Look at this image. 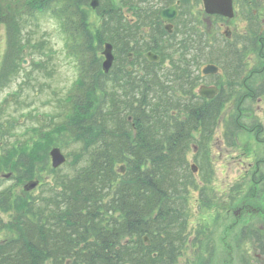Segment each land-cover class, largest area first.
Segmentation results:
<instances>
[{
  "label": "trees",
  "instance_id": "1",
  "mask_svg": "<svg viewBox=\"0 0 264 264\" xmlns=\"http://www.w3.org/2000/svg\"><path fill=\"white\" fill-rule=\"evenodd\" d=\"M100 1L98 16L90 18L88 0H23L29 9L52 13L66 38L67 54L77 61L79 77L69 95L71 111L63 128L78 141L80 160L58 178L55 189L38 196L0 186V264H177L191 246L189 235L200 232L197 226L191 232L193 211L212 200L213 193L207 195L212 191L210 148L218 125L223 126L222 140L236 145L241 127L233 115L239 107L228 117L223 114L239 94L236 78L249 90V130H262L264 138V125L254 108L264 102V29L258 0H243L245 14L237 1L247 29L225 38L218 27L207 33L190 21L178 49L165 41L149 46L160 54L157 62L146 61L140 49L134 52L133 44L140 42L139 22L149 20L156 38H175V31L168 34L159 28V7L129 0L127 4L136 6L132 22L119 8H105ZM160 1V6L174 2ZM16 3L0 0V22L7 26L0 88L16 75L21 66L16 57L26 45L19 36ZM184 5L188 2L182 1ZM179 17L176 31L181 29ZM104 41L112 43L119 61L118 69L108 73L101 69ZM135 55L145 67L139 64L131 77L125 67ZM203 58L219 66L220 73L213 76L228 86L210 99L195 92ZM37 147L33 142L29 149L26 143L6 148L2 163L12 162L19 180L32 178L40 156L35 154ZM41 157L44 170L48 153ZM118 165H123V172ZM198 175L201 181L195 180ZM194 191L198 198L192 203ZM255 244L264 254V242L258 239ZM212 254L208 251L206 262Z\"/></svg>",
  "mask_w": 264,
  "mask_h": 264
},
{
  "label": "rangeland",
  "instance_id": "2",
  "mask_svg": "<svg viewBox=\"0 0 264 264\" xmlns=\"http://www.w3.org/2000/svg\"><path fill=\"white\" fill-rule=\"evenodd\" d=\"M3 1L10 4L11 1L14 3L17 1L19 36L23 40L22 45L26 44V46L24 52L16 57V61L24 60L25 62L18 68L16 75L0 88V124L2 127L8 126L3 131L0 128V186H11L16 194L23 192L22 186L26 181H19L13 170L12 162L2 163L1 155L6 148L26 143L29 149L35 142L38 146L35 154L40 156L35 161V172L32 178L39 179L41 184L31 191L30 195L38 196L44 191L55 189L59 184L58 178L70 172L80 160L78 141L63 128V123L71 111L69 95L73 93L78 80L79 67L75 58L67 54L66 38L60 31L58 20L52 16L50 11L42 13L36 9H29L23 0ZM107 1L103 0L105 8L114 5V8H119L128 20L136 19L134 15L136 6L127 4L129 0ZM150 1L156 7H160V0ZM190 1L194 5L197 3V6L190 5L192 14H189L187 5L178 10L181 29L175 32L174 39L156 38L155 29L152 28L150 20L145 23L139 22V32L146 27L150 32L141 34L142 40L133 44L134 52L139 53L138 49L143 52L148 46L164 41L166 44L173 43L172 49H178L177 46L180 44L178 34L185 31L190 21L192 25L200 26V29L207 33L215 32L214 20H209L199 14L201 7L199 1ZM236 1H239L240 9L245 14L246 8L245 10L242 8L243 0ZM99 3H101L100 0ZM260 3L262 13L259 15L264 17V1ZM185 11H187L186 17L184 16ZM89 12L90 18L98 16L96 10H89ZM30 13H35V15ZM260 19L262 22V17ZM218 23L222 24L221 30L225 27L247 29V20L238 12L236 18L229 23L220 21ZM261 29H264V21ZM6 49L7 26L0 22V62L4 61ZM203 59L199 68L208 62L206 58ZM118 62L115 58L114 70L118 69ZM139 64L145 67V64L138 61L135 55L132 64L126 65L125 69H129L131 77L136 72L135 68H139ZM214 81L224 89L228 87L225 80H215L210 76L202 78L199 84H211ZM235 81L236 87L234 88L239 90L236 97L238 100L234 98L233 102L227 104L224 115L228 117L230 110L235 112L239 107L233 115L241 127L237 131L238 142L235 146H228L222 140L223 126L220 125L217 128L210 148V163L213 169L212 191H208L207 195L213 193L212 200L206 208L193 211L189 226L191 232L194 231L195 226L200 232L196 231L197 234L189 235L188 242L191 246L180 256L177 264H264V257L261 256L255 244L259 239L256 237H260L264 242V138L262 130L259 131L257 128L249 130L250 121H247L251 115L249 114L251 108L249 90L239 78ZM254 108L258 110L259 118L264 125V102L254 105ZM243 122L247 125L243 127L244 129L242 128ZM53 146L61 149L66 161L52 171L50 159H48L47 168L43 170L40 162L41 156H45ZM195 151L196 149L190 157ZM25 154H30V150ZM7 173H11V176H4ZM195 180L201 181V175H198ZM197 198V191L190 194V202L195 203ZM193 208L196 210L195 206ZM7 217L9 216L5 218ZM192 236H196V240ZM208 251L213 254L210 261L206 262Z\"/></svg>",
  "mask_w": 264,
  "mask_h": 264
},
{
  "label": "water",
  "instance_id": "3",
  "mask_svg": "<svg viewBox=\"0 0 264 264\" xmlns=\"http://www.w3.org/2000/svg\"><path fill=\"white\" fill-rule=\"evenodd\" d=\"M204 10L208 14H220L225 17L231 18L233 16V6L232 0H202ZM98 4L97 0H91L90 5L94 8ZM176 15L175 6L170 8L164 9L161 11V18L163 21H167L172 19ZM170 24L166 25V28L170 30ZM103 55L105 57L104 61L102 62L103 70L106 72L110 67L113 61V54H112V46L109 43L104 45ZM146 56L150 60H157L158 56L153 54L152 52H147ZM218 70L217 66L214 64H207L203 69L202 72L204 74H212L216 73ZM217 92V88L214 86H206L201 85L199 88V94L203 97H212ZM51 164L53 167H57L65 161V157L62 154L61 150L58 147H53L49 151ZM194 169V168H193ZM37 180H30L24 185L25 190H30L37 185ZM146 240V237L144 238Z\"/></svg>",
  "mask_w": 264,
  "mask_h": 264
},
{
  "label": "flooded vegetation",
  "instance_id": "4",
  "mask_svg": "<svg viewBox=\"0 0 264 264\" xmlns=\"http://www.w3.org/2000/svg\"><path fill=\"white\" fill-rule=\"evenodd\" d=\"M259 1L261 2V1H264V0H259ZM179 4H180V0H179ZM179 4L177 5V7H179ZM260 4H261V3H260ZM177 10H178V8H177ZM164 25H165V24L163 23L162 26L164 27Z\"/></svg>",
  "mask_w": 264,
  "mask_h": 264
}]
</instances>
